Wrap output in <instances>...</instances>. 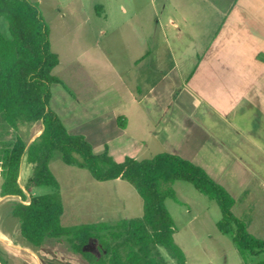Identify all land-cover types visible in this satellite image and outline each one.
Returning <instances> with one entry per match:
<instances>
[{"label": "rangeland", "instance_id": "obj_1", "mask_svg": "<svg viewBox=\"0 0 264 264\" xmlns=\"http://www.w3.org/2000/svg\"><path fill=\"white\" fill-rule=\"evenodd\" d=\"M40 2L45 18L52 25L51 49L60 59L52 73L62 81V84L56 83L51 86L50 107L59 115L66 129L71 134L84 136L91 143L95 153L107 150L118 162L126 158V153H129L130 157L132 154L137 160L150 159L159 153H165V147L157 142L125 145L129 147L122 145L121 136L116 132L113 114L115 109L119 112L121 105L129 102L125 101L128 94L122 86V81H126V85L134 90L140 88L145 94L148 86L159 82L165 72L168 74V85L172 84L170 90L158 87L154 96L155 103L152 105L153 112L145 113L143 121L139 116L134 121L144 123L145 127L151 126V120L160 119L161 110L165 107L167 99V102L174 106L181 99L186 108L192 107L193 99L186 95L182 99L178 90L181 78L174 72L172 59V53L178 55V49L171 48V42L168 44L163 42L162 33H157L151 42L147 62L139 64L138 67H131L130 58L132 54L135 56V50L138 48L125 47V31H121L119 25H114L112 20L108 23L99 20L97 28H87L84 36L82 33L77 35V45L73 47L77 53L86 44L83 47L85 51L96 53L98 51L96 42L100 41L105 50L112 53L118 74L109 73L110 75L106 76V73L101 74V71L97 75L96 65L85 66L76 58V53L71 55L69 52L68 45L73 43L72 39L76 33H70L68 39L62 40L61 33L53 29V26L60 24L56 21L55 15L57 0ZM82 2L95 20V15L99 13L97 5L107 4L110 8L116 7L113 0ZM101 26L106 27V33L102 32ZM0 31L5 37H10L9 22L5 16L0 17ZM113 42L116 44L111 46L110 43ZM185 50L188 55L193 52V49ZM193 66L188 64L187 68ZM127 67L131 68V72L126 73ZM172 89L173 94L170 93ZM101 100L104 102H100ZM41 129V122H21L19 130L14 131L0 119V156L12 145L18 134L30 144L39 136ZM77 158L81 160L78 155ZM49 167L60 184L64 226H79L100 221L116 224L123 219L144 215V201L136 187L127 180L97 181L89 170L67 165L59 152L53 154ZM1 171L0 168V193L3 181ZM32 175L33 166L24 156L19 182L25 189L27 197L55 191L48 186L27 187ZM172 188L180 202L168 198L166 206L176 225L174 240L184 251L187 264H257L264 260V254L243 256L232 237L219 230L217 224L222 219V213L215 200L188 182L176 181ZM250 194L251 198L245 200L243 197L238 200L232 210L236 217L247 224L251 234L264 240V192L255 189ZM20 201L19 197H1L0 194V264H90L73 251L66 238H47L40 248L29 245L21 236L18 219L12 215L14 204ZM86 249L98 253L97 241L92 240ZM161 252L169 264H175L164 249H161Z\"/></svg>", "mask_w": 264, "mask_h": 264}, {"label": "crops", "instance_id": "obj_2", "mask_svg": "<svg viewBox=\"0 0 264 264\" xmlns=\"http://www.w3.org/2000/svg\"><path fill=\"white\" fill-rule=\"evenodd\" d=\"M113 1L116 7L97 5L95 20L82 0H57L55 15L60 24L53 29L62 40L76 33L68 45L71 55L76 53L77 35L97 28L99 20H112L125 31V47L138 48L130 58L131 67H138L147 62L151 42L161 32L162 41L178 49L172 59L174 72L181 78L182 99L186 95L194 101L186 108L181 99L175 106L167 99L160 119L145 127L134 119L139 116L143 121L153 112L158 87L170 90L168 74L148 86L145 94L122 81L129 102L113 114L121 144H162L165 153L202 167L232 195L234 206L243 197L251 198L255 189L264 192V0ZM46 21L51 33L52 25ZM105 28L101 26L103 33ZM96 43V53L85 51V44L76 58L85 66L96 65L97 75L101 71L117 75L112 53L100 41ZM185 49H193L192 54ZM188 64L194 66L187 68ZM120 119L126 121L125 128L119 126Z\"/></svg>", "mask_w": 264, "mask_h": 264}, {"label": "trees", "instance_id": "obj_3", "mask_svg": "<svg viewBox=\"0 0 264 264\" xmlns=\"http://www.w3.org/2000/svg\"><path fill=\"white\" fill-rule=\"evenodd\" d=\"M2 16L9 22L10 37L0 31V119L14 131L21 122H41L43 126L30 144L18 134L0 156V194L21 199L14 204L12 215L29 245L40 248L47 238H66L73 251L90 264H169L162 255L164 249L175 264H187L184 251L174 240L176 225L166 206L168 198L180 202L172 184L184 181L218 203L222 219L217 226L232 237L243 256L264 254V240L251 234L247 224L234 215L232 195L202 167L169 153L118 162L107 150L95 153L84 136L71 134L50 107L51 86L62 84L52 73L60 59L51 49L50 27L40 4L0 0ZM118 124L126 127L121 119ZM55 152L67 165L89 170L97 181L127 180L144 201V215L116 224L100 221L64 226L60 184L49 167ZM24 156L33 166L27 187L48 186L53 193L27 197L19 182ZM92 240L98 243V253L86 249ZM257 264H264V260Z\"/></svg>", "mask_w": 264, "mask_h": 264}]
</instances>
